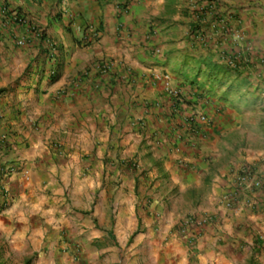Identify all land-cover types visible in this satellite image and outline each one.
I'll use <instances>...</instances> for the list:
<instances>
[{
  "label": "crops",
  "instance_id": "1",
  "mask_svg": "<svg viewBox=\"0 0 264 264\" xmlns=\"http://www.w3.org/2000/svg\"><path fill=\"white\" fill-rule=\"evenodd\" d=\"M235 192L252 209L226 208ZM262 208L264 0H0V237L15 231L17 264L55 263L32 250L74 225L98 254L123 230L153 261L186 244L194 264H240L233 227L264 226Z\"/></svg>",
  "mask_w": 264,
  "mask_h": 264
},
{
  "label": "rangeland",
  "instance_id": "2",
  "mask_svg": "<svg viewBox=\"0 0 264 264\" xmlns=\"http://www.w3.org/2000/svg\"><path fill=\"white\" fill-rule=\"evenodd\" d=\"M250 172L252 176L250 175L251 177H249L250 178L249 182L252 183L254 186V182H252L251 180L255 179L254 177V175H256L255 170L250 169ZM247 194H248L247 192L241 194L240 196H238L239 195L238 192H235L234 194H227L223 198V203L225 201L226 202L225 207L229 209L238 206L239 202H241V205L243 206L244 210L247 208L252 209V205H251L252 200L245 197V195ZM185 201H187V199L183 200L184 203ZM194 209L196 210V208L190 206V203L187 209L183 207V212L189 211L187 215L183 214V216H185V219H188L190 217H193L194 219V216L196 214L194 212L195 211ZM262 210L263 211L260 214L263 215L264 208H262ZM205 217L207 218V220H210L209 219L210 216H205ZM165 219H167V221L171 220L168 214L165 215ZM171 221L173 222V220ZM192 221L196 223L194 220ZM126 222L127 220H125V223L122 221L120 224L123 225L124 227L126 225L127 227ZM181 224L185 225V221L182 220ZM251 224L253 223L251 222ZM241 227L242 225L239 227L236 226L233 227L234 233L240 234V237L236 238L235 242H232V244H234L236 247H238L241 250V253L246 255V258L242 262H240V264H250V262L252 261H254L256 264H264V226L255 225L254 223L253 228L247 227L249 231H245V232L243 230H240ZM172 228H174L173 231H175L177 226L174 227V225H172L171 229ZM198 228H200L199 225ZM183 229H185V226H183ZM120 231L117 232V235L119 237L118 242L114 240L117 244L115 243L112 244L113 245L112 247H107L108 249L107 252L102 254L100 253L98 254L97 251H95L94 248H92L93 244L91 245V243L89 244L86 242L85 246L83 247L81 246V243H78L79 235L75 225L71 229L69 228L68 230H63L64 243L58 242L56 238L50 239L51 243L48 244L47 246L53 243L54 244L53 248L50 249H48L47 247L43 248L41 243V245L39 247H35L36 250L35 251L32 250V252L34 253V255L37 254L38 256L44 254L50 255L53 258V261H55V263L52 262V264H60L59 263L60 260L57 256L59 254L62 255L63 253L66 254L68 257H71L74 260H76L78 262L77 264H180L179 261H181L183 258H188V261L186 263L194 264L193 263L194 256L191 254V252H193L194 249L189 247L190 245L188 246L184 244L183 248L182 245H180L181 250L179 251V254L176 258L172 259L169 257H163L160 259L159 257V260L154 259L155 261H153V259H151L150 247H147L145 245L141 247L132 246L131 244L133 242L132 241L128 242L127 241L128 239H126L127 238V236H125L126 231L125 232H123V230ZM248 234L249 237H247ZM14 235H15V231L10 233L8 232L3 233V235H1L0 237V256L4 257L10 255L5 264H17V261H19V259L16 257V255L19 254V251H17V248L15 246ZM81 254L83 255V257H85V260H83L82 258L80 259L78 258Z\"/></svg>",
  "mask_w": 264,
  "mask_h": 264
},
{
  "label": "built area",
  "instance_id": "3",
  "mask_svg": "<svg viewBox=\"0 0 264 264\" xmlns=\"http://www.w3.org/2000/svg\"><path fill=\"white\" fill-rule=\"evenodd\" d=\"M9 9L8 8H3V10H2V14L4 15V16H7V15H9ZM11 14V13H10ZM21 23H26L27 22V19H23V18H17ZM26 43V40L23 38L22 40H19L18 41V44L19 45H24ZM48 43H49V46H50V49H51V56H53L54 54H56L57 53V48H56V46H55V44L53 43V42H50V41H48ZM160 53V52H159ZM158 53V54H159ZM107 69V68H106ZM169 93H170V95H172L173 97H175V98H177L178 96H179V93H178V91H175V90H169ZM197 117V116H196ZM199 118V120H201V121H203V122H205L206 120H207V118L205 117V116H199L198 117ZM195 121V116H190L189 118H188V122L189 123H191V122H194ZM249 177H251V176H249V174L248 173H244L243 175H242V177H241V182L243 183V182H247V181H249L250 180V178ZM262 186V183H261V181H257V182H254V187H257V188H260ZM229 203H231V202H229ZM228 203V204H229ZM197 225H204V222H202V223H200V224H197Z\"/></svg>",
  "mask_w": 264,
  "mask_h": 264
},
{
  "label": "trees",
  "instance_id": "4",
  "mask_svg": "<svg viewBox=\"0 0 264 264\" xmlns=\"http://www.w3.org/2000/svg\"><path fill=\"white\" fill-rule=\"evenodd\" d=\"M250 264H256L254 261L250 262Z\"/></svg>",
  "mask_w": 264,
  "mask_h": 264
},
{
  "label": "clouds",
  "instance_id": "5",
  "mask_svg": "<svg viewBox=\"0 0 264 264\" xmlns=\"http://www.w3.org/2000/svg\"><path fill=\"white\" fill-rule=\"evenodd\" d=\"M6 8H8V7H6ZM9 9V8H8ZM10 14V13H9ZM244 174V173H243ZM241 177H242V175H241Z\"/></svg>",
  "mask_w": 264,
  "mask_h": 264
}]
</instances>
